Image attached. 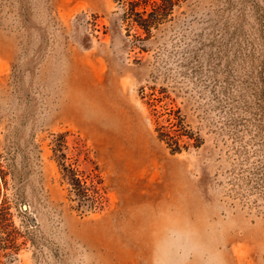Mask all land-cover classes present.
Masks as SVG:
<instances>
[{"label":"rangeland","instance_id":"374dc122","mask_svg":"<svg viewBox=\"0 0 264 264\" xmlns=\"http://www.w3.org/2000/svg\"><path fill=\"white\" fill-rule=\"evenodd\" d=\"M0 185L4 264H264V0H180L150 35L118 0H0Z\"/></svg>","mask_w":264,"mask_h":264},{"label":"trees","instance_id":"16d2710c","mask_svg":"<svg viewBox=\"0 0 264 264\" xmlns=\"http://www.w3.org/2000/svg\"><path fill=\"white\" fill-rule=\"evenodd\" d=\"M125 9V16L136 23L138 27L143 29L147 34H151L154 28H158L163 23L169 14L173 12L174 6L180 0H118ZM159 137L166 140L167 144L172 147V150L181 151L185 145L180 143V138L183 133L172 135L170 131L160 130ZM189 138L193 136L188 135ZM61 154L60 166L63 173V179L72 187L80 207L86 206L90 209H96L103 203V195L96 185L89 184L84 179L79 171L67 161L66 154L62 149L58 148ZM1 193V185H0ZM4 207L0 206V229L5 227L3 222ZM12 241V242H11ZM19 249L18 244L13 240L7 242L0 241V252L8 251L7 254H12ZM10 252V253H9ZM1 255V254H0ZM0 264H4L0 261Z\"/></svg>","mask_w":264,"mask_h":264},{"label":"bare ground","instance_id":"6f19581e","mask_svg":"<svg viewBox=\"0 0 264 264\" xmlns=\"http://www.w3.org/2000/svg\"><path fill=\"white\" fill-rule=\"evenodd\" d=\"M90 100H92V102L95 101V100L93 101V99L91 98ZM104 105L100 106V105H97V103L93 104L88 101L81 102V105H78L79 110L76 111L75 113H77L81 121L83 118V122H85L88 125H92L93 127H95L97 130L101 132L113 133L118 138L124 135L131 139L133 132L131 131L132 129H130L129 127V122H130L129 114L128 113L113 114ZM67 112L68 114H70L71 112H73V108L72 107L70 108L69 106V108L67 109Z\"/></svg>","mask_w":264,"mask_h":264}]
</instances>
